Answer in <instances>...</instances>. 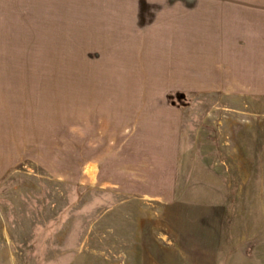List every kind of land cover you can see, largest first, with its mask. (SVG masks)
<instances>
[{
	"label": "rangeland",
	"instance_id": "rangeland-1",
	"mask_svg": "<svg viewBox=\"0 0 264 264\" xmlns=\"http://www.w3.org/2000/svg\"><path fill=\"white\" fill-rule=\"evenodd\" d=\"M213 1L45 0L10 33L0 104L28 140L0 264H264V93L168 91L156 68Z\"/></svg>",
	"mask_w": 264,
	"mask_h": 264
},
{
	"label": "crops",
	"instance_id": "crops-1",
	"mask_svg": "<svg viewBox=\"0 0 264 264\" xmlns=\"http://www.w3.org/2000/svg\"><path fill=\"white\" fill-rule=\"evenodd\" d=\"M44 2L0 0V98L5 97L6 102L10 33L14 29H38L39 22L43 28L44 17L42 14L39 18V8L43 13ZM184 13L179 22H189L185 31L190 36L171 38L168 43L171 48L165 50L171 51L172 56L162 58L156 66L157 70L165 71L163 75L176 74L182 78L183 88L168 91L264 93V1L217 0ZM28 38L21 37L19 43H29ZM6 104H0V179L9 168L20 164L28 140L23 135L20 117L15 121L12 115L9 120ZM185 250L176 251L177 264H191L185 259V252H189Z\"/></svg>",
	"mask_w": 264,
	"mask_h": 264
}]
</instances>
